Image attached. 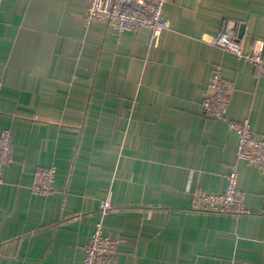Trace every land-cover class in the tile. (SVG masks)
Segmentation results:
<instances>
[{
  "label": "crops",
  "instance_id": "crops-1",
  "mask_svg": "<svg viewBox=\"0 0 264 264\" xmlns=\"http://www.w3.org/2000/svg\"><path fill=\"white\" fill-rule=\"evenodd\" d=\"M87 3L0 1V264H81L100 218L115 264H264V171L237 159L231 126L264 135V74L210 41L233 20L264 54V0H167L156 44L87 22ZM217 64L235 85L218 118L201 106ZM48 165L54 191L33 192ZM232 168L251 212L193 208Z\"/></svg>",
  "mask_w": 264,
  "mask_h": 264
},
{
  "label": "built area",
  "instance_id": "built-area-1",
  "mask_svg": "<svg viewBox=\"0 0 264 264\" xmlns=\"http://www.w3.org/2000/svg\"><path fill=\"white\" fill-rule=\"evenodd\" d=\"M1 1V0H0ZM167 0H88L86 21L98 19L116 31H133L147 28L153 44L158 42L163 29L170 27L163 15V5ZM211 43L237 58L251 63L260 74H264V54L261 49L246 51L236 34V23L226 21L224 27L211 35ZM2 79L0 77V89ZM234 82L223 76L219 64L213 66L205 91L202 93V109L213 117H222L230 104ZM236 132L235 153L237 159L244 160L264 171V135L256 136L248 119L231 123ZM12 160L11 132L5 128L0 133V179L3 169ZM55 165L41 166L35 170L30 189L43 195L54 191ZM227 184L221 192L198 189L194 192L193 208L203 211L224 213H249L244 200V192L237 185V172L232 168L227 174ZM111 205L110 196L99 202L101 217ZM116 241L104 233L101 218L95 223L89 242L84 246L81 264H115Z\"/></svg>",
  "mask_w": 264,
  "mask_h": 264
},
{
  "label": "water",
  "instance_id": "water-1",
  "mask_svg": "<svg viewBox=\"0 0 264 264\" xmlns=\"http://www.w3.org/2000/svg\"><path fill=\"white\" fill-rule=\"evenodd\" d=\"M244 23H241L240 26H239V29H238V33H237V36L238 38H240L243 34V30H244Z\"/></svg>",
  "mask_w": 264,
  "mask_h": 264
}]
</instances>
